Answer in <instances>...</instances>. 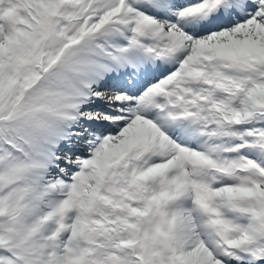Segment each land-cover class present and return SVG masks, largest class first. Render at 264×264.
<instances>
[{
  "label": "snow or ice",
  "instance_id": "snow-or-ice-1",
  "mask_svg": "<svg viewBox=\"0 0 264 264\" xmlns=\"http://www.w3.org/2000/svg\"><path fill=\"white\" fill-rule=\"evenodd\" d=\"M0 264H264V0H0Z\"/></svg>",
  "mask_w": 264,
  "mask_h": 264
}]
</instances>
